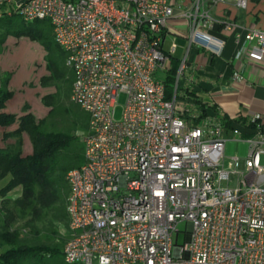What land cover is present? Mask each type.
Returning a JSON list of instances; mask_svg holds the SVG:
<instances>
[{"label": "built area", "instance_id": "2783aa9c", "mask_svg": "<svg viewBox=\"0 0 264 264\" xmlns=\"http://www.w3.org/2000/svg\"><path fill=\"white\" fill-rule=\"evenodd\" d=\"M211 5L226 0H208ZM244 10L247 0H229ZM205 0H0V16L49 21L72 70L71 100L89 116L84 162L66 174L68 264H264V122L259 114L244 157H226L225 126L205 116L192 125L176 108L183 59L167 99L157 72L170 69L163 50L173 18L186 21L188 44L220 55L207 31L233 23L214 17ZM3 6H7L4 10ZM238 43V41H237ZM235 51L264 69V30L249 27ZM264 84V82H263ZM122 93L121 116L114 103ZM186 241L173 244L177 224Z\"/></svg>", "mask_w": 264, "mask_h": 264}, {"label": "crops", "instance_id": "0c3cea01", "mask_svg": "<svg viewBox=\"0 0 264 264\" xmlns=\"http://www.w3.org/2000/svg\"><path fill=\"white\" fill-rule=\"evenodd\" d=\"M188 1L183 0L184 4ZM205 1V8L211 15L233 23L234 26L231 29L218 26L207 31L211 37L223 44L221 54L214 55L201 46L188 44L189 28L185 20L182 18L171 20L169 30L165 34L163 50L168 52L171 42L175 43L173 38L168 47H164L170 35L185 39L187 43L182 55L176 57L174 52L169 62L170 68L175 64L177 69L180 61L183 59L186 61V69L178 79L175 93L176 108L192 125L199 124L205 116H215L223 123L230 121V127L225 126V140L245 143L243 140H237L232 130L239 129L245 137L252 133L253 126L249 121L253 116L259 114L261 121L264 122V69L260 63H243L239 69L242 79L236 80L233 76L236 71L233 56L247 28L253 26L264 30V0H247L244 10L237 9L229 0L216 5ZM2 43L0 86L4 80L10 95L0 108V113L15 116L13 123L0 125V147L7 148L18 141L17 137L9 133L19 128L22 117L31 114L38 123L46 113V98L51 94L48 92L46 82L51 79L54 72L46 63L26 61L25 34L18 36L7 34ZM51 90L54 91L53 86ZM19 141L21 155L30 154L32 146L25 131L19 134Z\"/></svg>", "mask_w": 264, "mask_h": 264}, {"label": "trees", "instance_id": "16d2710c", "mask_svg": "<svg viewBox=\"0 0 264 264\" xmlns=\"http://www.w3.org/2000/svg\"><path fill=\"white\" fill-rule=\"evenodd\" d=\"M12 16L17 15L4 13L0 16V45L15 25L8 19ZM21 34L26 35V31L14 35ZM175 71L174 64L163 78L167 99L173 93ZM9 95L3 80L0 108ZM14 120V115L0 113L1 126ZM250 125L254 126V123ZM224 126L230 127V121H225ZM22 131L26 132L32 146L31 153L26 156H22L20 150L19 134ZM9 135L17 137L18 141L10 147H0V180L8 178L0 188V264H68L63 257L68 238L66 204L69 187L66 174L82 163L61 168L58 157L71 143L70 137L42 130L41 121L36 123L31 114L22 117L19 128ZM79 140L82 143L81 138ZM9 193L19 196L12 200ZM11 202L14 206H21L29 217L23 228L12 226L16 217L9 209Z\"/></svg>", "mask_w": 264, "mask_h": 264}, {"label": "rangeland", "instance_id": "374dc122", "mask_svg": "<svg viewBox=\"0 0 264 264\" xmlns=\"http://www.w3.org/2000/svg\"><path fill=\"white\" fill-rule=\"evenodd\" d=\"M3 9L6 10L7 6H3ZM8 19L13 25L15 24L9 34L7 33L8 35L15 34L18 31H26V61L31 60L36 64L46 63L48 68L54 72L51 79L46 82L48 92L51 94L46 98L47 111L41 117V129L46 132L60 133L70 137L71 143L67 144L59 154L58 165H61V168H63L83 163L84 146L79 139L81 138L82 140L83 134L88 128L89 116L78 104L71 100L73 73L65 65V53L53 40L49 22L46 19H33L22 22L18 16H12ZM173 38L177 45L175 56L180 57L187 44L185 39L170 35L167 37L164 47L167 48ZM39 69L41 68L39 67ZM156 75L163 79L165 73L157 72ZM52 86L54 91L51 90ZM124 101L125 95L120 93L113 106L114 117L116 119L121 116ZM246 148V143L228 140L225 143L224 154L226 157L234 155L244 157ZM7 180L8 178L0 180V188L5 185ZM8 196L14 200L19 195L9 193ZM9 209H11L16 217L12 226L22 227L29 218L26 216V211L24 212L19 205L14 206L13 202L9 204ZM177 229L178 231L172 236L173 244L182 246L186 241V222H179Z\"/></svg>", "mask_w": 264, "mask_h": 264}]
</instances>
